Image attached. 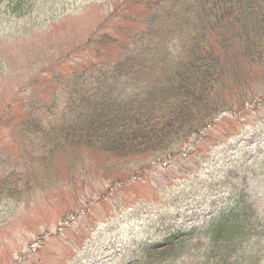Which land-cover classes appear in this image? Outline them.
<instances>
[{"label":"rangeland","instance_id":"374dc122","mask_svg":"<svg viewBox=\"0 0 264 264\" xmlns=\"http://www.w3.org/2000/svg\"><path fill=\"white\" fill-rule=\"evenodd\" d=\"M4 1L0 188L8 186L0 189V264H137L147 246L204 223L229 200L234 189L228 191L231 178L224 174L244 163L249 201L264 215V69L247 76L236 63L235 72L224 75L223 100L232 109L221 113L194 152L187 148L163 162L116 163L87 150H49L40 130L73 116L67 81L123 57L122 47L132 46L130 36L144 29L145 7L154 0H34L19 16L7 12ZM176 20L167 49L149 60L138 82L159 75L169 63L167 51L176 48L172 39L193 31L190 15ZM251 99L262 102L254 107Z\"/></svg>","mask_w":264,"mask_h":264},{"label":"trees","instance_id":"16d2710c","mask_svg":"<svg viewBox=\"0 0 264 264\" xmlns=\"http://www.w3.org/2000/svg\"><path fill=\"white\" fill-rule=\"evenodd\" d=\"M124 1L144 5L142 0ZM4 2L7 12L19 16L34 0ZM145 9L149 12L144 29L130 36L132 46L122 48L123 57L67 81L66 105L74 109L73 116L60 117L48 130H40L43 139L47 137L44 144L52 145L49 150H87L116 163L142 157L163 162L187 148L194 152L221 113L232 109L223 100L224 75L233 72L236 63L247 76L264 69V0H154ZM186 15L192 18L193 31L171 35L176 48L163 58L169 63L155 78L139 81L143 84L136 89L149 60L167 49L174 21ZM259 101L250 102L255 107ZM31 122L36 123L31 120L28 125L33 126ZM248 165L244 163L241 172H225L231 178L228 191L233 188L234 194L230 190V199L225 198L204 223L170 231L147 246L137 264L183 258L189 264H259L264 215L246 193Z\"/></svg>","mask_w":264,"mask_h":264}]
</instances>
